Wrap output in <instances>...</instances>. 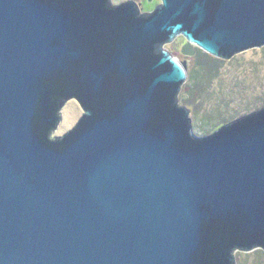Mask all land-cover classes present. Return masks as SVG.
Wrapping results in <instances>:
<instances>
[{
	"label": "water",
	"instance_id": "95a60500",
	"mask_svg": "<svg viewBox=\"0 0 264 264\" xmlns=\"http://www.w3.org/2000/svg\"><path fill=\"white\" fill-rule=\"evenodd\" d=\"M113 3L0 0V264L264 250V108L194 137L185 67L163 49L180 35L219 58L263 47L264 0ZM73 97L84 114L52 139Z\"/></svg>",
	"mask_w": 264,
	"mask_h": 264
},
{
	"label": "rangeland",
	"instance_id": "374dc122",
	"mask_svg": "<svg viewBox=\"0 0 264 264\" xmlns=\"http://www.w3.org/2000/svg\"><path fill=\"white\" fill-rule=\"evenodd\" d=\"M137 2L144 13L153 12L162 0H114L113 6ZM188 47L183 52L184 47ZM175 53L187 73L181 88V107H192L191 133L207 137L228 123L264 108V46L239 52L230 58L215 57L180 35L163 46ZM83 116L76 98L64 104L62 123L52 132L60 139ZM237 264H264V250L236 251Z\"/></svg>",
	"mask_w": 264,
	"mask_h": 264
},
{
	"label": "flooded vegetation",
	"instance_id": "af4514ba",
	"mask_svg": "<svg viewBox=\"0 0 264 264\" xmlns=\"http://www.w3.org/2000/svg\"><path fill=\"white\" fill-rule=\"evenodd\" d=\"M187 48H188L187 46L184 47L182 51H183V52H186V49H187ZM163 49H164V48H163ZM169 53H170V52H169ZM170 54H171V53H170ZM171 55H172V54H171ZM172 56H173V55H172ZM173 57H174V56H173ZM174 58H175V57H174ZM175 59H177V58H175ZM177 60H178V59H177ZM178 61H179V60H178ZM179 62H180V61H179ZM180 63H181V62H180ZM73 98H75V97H73ZM70 99H72V98H70ZM68 100H69V99H68ZM68 100H67V101H68ZM67 101H65L64 104H65ZM62 107H63V106H62ZM62 107H61V108H62ZM60 110H61V109H60ZM60 110H59V112H58V116H59ZM83 114H84V110H83ZM59 118H60V117H59Z\"/></svg>",
	"mask_w": 264,
	"mask_h": 264
}]
</instances>
